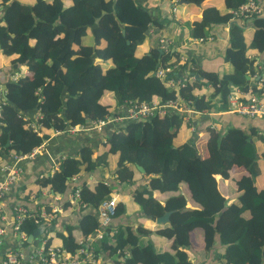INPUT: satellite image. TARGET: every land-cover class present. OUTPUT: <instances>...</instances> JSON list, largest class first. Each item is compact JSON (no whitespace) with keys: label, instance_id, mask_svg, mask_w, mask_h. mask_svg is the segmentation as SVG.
Masks as SVG:
<instances>
[{"label":"trees","instance_id":"trees-1","mask_svg":"<svg viewBox=\"0 0 264 264\" xmlns=\"http://www.w3.org/2000/svg\"><path fill=\"white\" fill-rule=\"evenodd\" d=\"M174 1L179 7L202 10L192 21L178 15L194 39H209L214 26L230 27L223 56L229 73L203 72L191 61L183 62L176 48L165 51L158 43L153 46L152 37L161 38L156 34L164 30L165 22L145 0H0V10L11 4L0 20V74H20L18 80L0 81V89L7 91L0 163L10 153L30 154L55 131L68 133L71 126L103 119L125 101H192L197 112L212 118L208 114L227 110V97L234 89L249 92L251 78L264 73L258 71L264 64V15L234 19L232 12L246 0H186L185 4L165 0L157 4L159 16L165 14L162 5ZM160 67L175 68L173 76L184 86L173 89L163 84L155 76ZM192 76L194 81L189 80ZM208 84L214 90H207ZM257 94L264 102V88ZM38 113L43 116L38 120L42 134L28 128ZM193 119L177 112L149 122H130L119 132H106L107 151L85 146L79 157L63 160L53 176L39 181V190L50 187L65 195L74 177L100 166H116L118 181L139 185L131 197L138 213L153 201L162 215L172 212L161 249L144 222L134 227L120 224L99 241L101 264H195V230L211 237V246L201 250L209 258L202 264H264V131L256 126L207 127L202 146L184 134ZM136 175L145 181H136ZM80 188V204L95 212L80 222L83 238L103 226L98 215L105 213L113 223L127 214L121 200L112 216L102 209L112 198L111 188L103 182ZM156 218L146 219L156 223ZM41 223L27 220L22 232L30 236ZM57 240L65 252L78 254L79 241L72 231L52 233L45 250Z\"/></svg>","mask_w":264,"mask_h":264},{"label":"crops","instance_id":"crops-1","mask_svg":"<svg viewBox=\"0 0 264 264\" xmlns=\"http://www.w3.org/2000/svg\"><path fill=\"white\" fill-rule=\"evenodd\" d=\"M258 2H260V5H264V0H258ZM158 3L159 2L157 0H145L146 6L148 8H151L155 12L156 16L158 15L157 17L165 22L164 30L156 35L159 38H166L175 42L177 44V50L181 53V60L183 62L191 61L198 68L202 69L203 72H218L220 76H223L225 75V73L230 72L231 69L229 64L224 63L223 61V56L230 39L229 26H214L212 28V31L210 32L211 35L209 34V39L204 42H195V39L192 38L191 35V29L187 25L183 17H186L192 21L194 17L201 16L202 10L197 11L188 9L186 7H179L178 4L175 3L174 5L173 2H171L170 4L165 3L162 6L164 7V10L165 12H167V14L165 15V18H163L164 15L159 16L160 13L157 12ZM173 7L176 9L175 13L173 12ZM179 12L183 17L178 16ZM152 40L153 42H151V44L153 46H157V43L159 41L155 39V36L152 37ZM251 56L252 58H254L256 57V54H253ZM22 71L24 72V74H26L28 69L25 67L22 69ZM5 74L6 75L4 76L0 74V81H2L3 78L11 79L12 76L18 75H10L7 74V72H5ZM18 76L20 77V74ZM251 79L253 80V90L261 91L264 88L259 81V77L256 78L255 76L254 79ZM2 89L3 88H1L0 91H2ZM206 89L209 91L214 90L213 88H211V86H206ZM257 91L253 92L258 96ZM116 108L117 107H115L114 110H116ZM223 116L227 115H213L212 118ZM229 117L230 119L228 118L227 121H233L234 123H244L243 128L256 126L260 130V132L264 131V119H248L237 115H229ZM193 118L194 119L192 122L196 123L197 132L192 133V123H190L189 130L184 131L187 140L195 139L198 142L199 136L207 133L205 131L207 130V127L215 129L217 127L210 121L211 118H208L205 115H195L193 116ZM122 128L125 129V127ZM108 135V133H87L81 135L80 133H57V131H55L51 135V137L44 142V144L42 145V152L36 159L26 160L21 163L23 173L17 184H15L11 192L6 195L2 203L4 214L6 216V220L4 221V227L6 229L3 244L0 246V264L4 252L17 249H20L24 252L30 247L32 248V251L41 250L42 248H45L47 239L51 236L52 233L63 232L66 234L68 229L70 232L72 231L74 233L79 243L90 238V249H93L96 252V257L98 259L97 251L101 250L99 241L101 240L102 236L106 233L110 234L111 231H113L112 227H116L120 224L124 226L134 227L144 222L147 227L149 226L151 228L150 231L153 235V243L158 249H161L163 244L162 238H165L169 235V225L158 227L156 223H153L150 220L146 219L151 218L152 215H156V217L162 216L161 210L157 208L158 203L156 201H153L147 206L144 212L141 211L140 213H138L136 207L133 206L131 197L132 193L139 185L121 183V181H118L115 175L116 166H100L93 173L77 176L76 182H70V188L65 195L55 194L50 189V187H46L44 190H39L40 180L48 176H53L60 169L63 160L67 158L79 157L80 151L83 147L90 146L95 152L107 151L109 144L105 143V141L108 140ZM14 163L15 160L13 158V153H10V157L7 160H2L0 166L12 165ZM141 178V175H136V181L140 180ZM0 179H4V175L1 173ZM142 181H145V179H143ZM97 182H103L105 185H108L112 190V197L117 196V201L121 200L126 203L127 214H124V216H122L118 221H115L113 223L109 220L110 218L107 217L105 213L102 215H98L103 226L93 236L83 238L81 231L78 228L80 222L84 215L89 213L94 214L95 212L91 207H88L85 204L81 205V202H79L78 200H73L72 192L76 186L80 188L82 184H86L92 187ZM262 184H264V179L262 181ZM66 203H69L68 208L64 207ZM16 206H24L28 210L37 213H41L43 211L46 212V216H43L41 218V225L46 228L45 238L42 237L41 232V235H39L38 233L34 240L30 242L28 235H26L25 237H20L19 234L13 231L12 223L14 220V208ZM47 209H51V211H49L50 213L47 212ZM194 234L198 254H193L192 258L194 259L195 264H202L204 259L209 260L208 256H206L204 251L201 250H203L205 246L207 248L211 246V237L208 232H205L203 234L202 230H195ZM35 241L37 242V244ZM51 248H56L64 251L59 240L54 241V245L53 247H50V249ZM99 254L101 257L105 256L103 251H101Z\"/></svg>","mask_w":264,"mask_h":264},{"label":"built area","instance_id":"built-area-1","mask_svg":"<svg viewBox=\"0 0 264 264\" xmlns=\"http://www.w3.org/2000/svg\"><path fill=\"white\" fill-rule=\"evenodd\" d=\"M142 1V0H139ZM158 2H164L165 0H157ZM177 4V1H174L173 4ZM173 12H176V9L173 7ZM167 12H165V15ZM234 19H250L254 15H264V6L260 5L256 0H246L245 4L242 5L238 10L232 12ZM170 15V8H169ZM151 34L155 35V28H152L150 31ZM207 39H195V42H204ZM158 44L162 50L168 51L170 49H178L177 44L172 40L166 38L158 39ZM184 60V58H183ZM175 68H163L160 67L155 76L163 84L173 89H180L184 86L182 79L174 77ZM260 72L264 71V64L260 65ZM260 72H257L260 73ZM259 76V75H258ZM18 75L12 76L11 79L18 80ZM190 81L195 80V76L189 78ZM259 81L264 87V73L262 77L259 76ZM210 87L211 85L208 84ZM211 88L214 89L213 86ZM7 91L5 88L0 91V127L4 126V108L6 106ZM254 94L253 90L249 92H244L240 89H234L229 96L227 97V110L222 113H212L208 114L209 116L213 115H237L243 118L264 119V102L261 101L258 96ZM180 113L187 118H191L195 115H206L207 113L197 112L193 108L192 101H181L180 99L169 101L167 103H158V102H134V101H125L122 105H119L116 110H114L109 116L103 119H89L86 124L71 126L67 132L70 133H80L82 134H103L106 132H119L122 127H125L130 122H149L153 118L159 116L164 117L173 113ZM43 116L41 113H38L35 117V121L30 122L28 128L33 131L42 134L41 125L38 123L39 119H42ZM215 129V128H214ZM192 133L197 132V125L195 122L191 124ZM57 133H63V131H57ZM42 152V146L35 148L30 154L26 155H16L13 154L15 163L12 165L0 166V173L4 175V179H0V246L3 244L5 236V225L4 221L6 216L3 209V201L6 195L11 192L12 188L19 181L23 169L21 163L26 160L36 159ZM77 178L74 177L71 181L76 182ZM81 189L76 186L73 190L72 198L73 200H78L81 202ZM117 196H113L109 201H105L102 204V209L112 216L116 212L117 206ZM51 211V210H50ZM48 212V211H47ZM50 213V212H49ZM46 216V212H33L28 210L24 206H16L14 208V220L12 223L13 231L19 234L20 237H25L26 234L22 232V225L27 220H34L36 224L42 222V217ZM25 239V238H24ZM90 238L86 239L79 243L80 250L77 255L72 253L64 252L60 249H48L45 248L41 250H33L31 260H34L35 257L38 258L34 263L25 261V256L22 250H10L4 252L1 259V264H100L96 257V252L93 249H90ZM89 245V246H88ZM105 264H111L106 262Z\"/></svg>","mask_w":264,"mask_h":264},{"label":"water","instance_id":"water-1","mask_svg":"<svg viewBox=\"0 0 264 264\" xmlns=\"http://www.w3.org/2000/svg\"><path fill=\"white\" fill-rule=\"evenodd\" d=\"M185 3H188V2H186V0H182L181 4H185ZM10 7H11V4H9L8 6H6L3 9L0 10V20H3L5 18L6 12L8 11V9ZM96 58H97L96 55H94L93 59H96ZM140 170L142 172H144V170L142 168H140ZM171 215H172V212H169V211L165 212L162 216L156 218V225L157 226H165V225L169 224ZM45 231H46V228L43 225L39 226L37 228V230L34 232V234L29 236V241L32 242L38 233H39V235H41V232H42V237L45 238L46 237ZM36 244H37V242H36ZM23 253H24V256H25V261H27V262L34 263L35 261L38 260L37 257H35L34 260H30L32 255H33L31 247L28 248Z\"/></svg>","mask_w":264,"mask_h":264},{"label":"rangeland","instance_id":"rangeland-1","mask_svg":"<svg viewBox=\"0 0 264 264\" xmlns=\"http://www.w3.org/2000/svg\"><path fill=\"white\" fill-rule=\"evenodd\" d=\"M228 118L230 119V117H228V116L216 117V118H211L210 121L213 123V125H216L220 129L221 128L227 129V127L231 128L233 126H238V127H242V128L244 127V123H242V122L234 123L233 121H227ZM226 125H227V127H226ZM206 138H207V133H204L203 135L199 136V141H198L199 144L204 146V144L206 142Z\"/></svg>","mask_w":264,"mask_h":264},{"label":"clouds","instance_id":"clouds-1","mask_svg":"<svg viewBox=\"0 0 264 264\" xmlns=\"http://www.w3.org/2000/svg\"><path fill=\"white\" fill-rule=\"evenodd\" d=\"M31 260V259H30Z\"/></svg>","mask_w":264,"mask_h":264}]
</instances>
